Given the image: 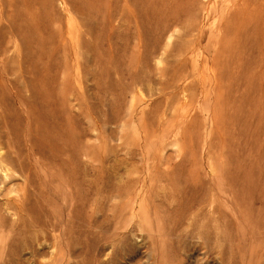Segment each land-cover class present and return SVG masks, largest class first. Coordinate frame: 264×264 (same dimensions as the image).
Wrapping results in <instances>:
<instances>
[{
    "label": "rangeland",
    "instance_id": "rangeland-1",
    "mask_svg": "<svg viewBox=\"0 0 264 264\" xmlns=\"http://www.w3.org/2000/svg\"><path fill=\"white\" fill-rule=\"evenodd\" d=\"M243 1L264 12L55 0L30 29L0 11V264H264V54Z\"/></svg>",
    "mask_w": 264,
    "mask_h": 264
},
{
    "label": "bare ground",
    "instance_id": "bare-ground-1",
    "mask_svg": "<svg viewBox=\"0 0 264 264\" xmlns=\"http://www.w3.org/2000/svg\"><path fill=\"white\" fill-rule=\"evenodd\" d=\"M72 1V0H71ZM73 2L76 4V8H78L81 12H84V11H86L87 10V7L84 5V0H73ZM0 11L1 12H3L4 11V13L7 11V17H9V18H11L12 17V19H11V22H12V20H13V22H16V20L18 19V21H19V19L20 20H22L21 22H22V27L24 28V25L26 26V27H30V29H32L31 27H33V26H31L32 24H34V22H36L37 20H40V18H41V16L42 15H45V16H47V14H49L50 13V15L49 16H51V13L52 14H56L55 13V11H56V9H55V0H0ZM22 11H23V13H22ZM258 11H252V10H249V8H248V6H247V2L246 1H243L242 3H240V5L238 6V15H237V17H236V28L238 29V25H237V21H239L238 19H240V20H242V22H240L241 24H239V26H241L240 28H241V30L243 29V35H246V36H249L250 34H252V33H254V29H255V26L257 27L258 26V32H259V34H257V40H258V42H259V45H260V48H261V52L264 54V12L263 13H260V12H258ZM262 12V11H261ZM0 16H1V13H0ZM11 16V17H10ZM43 17V16H42ZM49 18H51V17H49ZM48 18V19H49ZM242 18V19H241ZM43 19V18H42ZM45 19V18H44ZM43 19V20H44ZM17 21V22H18ZM89 21H90V19H89ZM12 22V23H13ZM21 22H20V24H21ZM51 22V21H50ZM45 23H47V22H45ZM15 25H16V23H14ZM89 24V23H88ZM20 26V25H19ZM42 26V25H41ZM48 26V25H47ZM46 26V27H47ZM50 26H51V24H50ZM12 27H14V29H12V30H15V26L13 25ZM49 27V26H48ZM243 27V28H242ZM26 29V28H25ZM237 29H235V31L237 30ZM21 30V29H20ZM19 30V31H20ZM47 30V29H46ZM51 30V29H50ZM241 30H240V32H241ZM17 31V30H16ZM18 32V31H17ZM60 32V31H59ZM238 32V31H237ZM22 33H23V31H22ZM52 33V32H51ZM62 33V32H61ZM60 33V36L61 37H63L62 36V34ZM53 36V35H52ZM59 36V37H60ZM61 40H62V38H61ZM193 40V39H192ZM194 43V42H193ZM1 44V43H0ZM191 44V41H189V42H187V44L185 43V45H184V47H185V50H186V48H188V49H190V47L192 48V46H193V44H191V46H189ZM2 45V44H1ZM183 45V44H182ZM2 46H4V44L2 45ZM1 46V47H2ZM189 46V47H188ZM0 47V54H5L6 52H7V49H5L4 47H2L1 48ZM183 50V49H182ZM186 51H189V50H186ZM218 55H220V54H218ZM217 55V56H218ZM175 57V56H174ZM217 58H219V57H216V60H217ZM44 59V58H43ZM220 59V58H219ZM2 60V59H1ZM177 61V60H176ZM179 61H180V59H178V61H177V63H179ZM182 61V60H181ZM180 61V62H181ZM220 61V60H219ZM176 63V64H177ZM218 63H220V62H218ZM183 64H184V62H182V66H183ZM217 66H218V64H216ZM176 65H174V67H175ZM177 67H178V65H177ZM175 70V69H174ZM179 70H180V68H179ZM178 71V70H177ZM181 72V71H180ZM176 73V72H175ZM178 75L179 76H181L179 73H178ZM178 75H176L177 77H178ZM175 81V80H174ZM169 84V83H168ZM172 84V83H171ZM174 85V84H173ZM167 86H169V85H167ZM221 90H223L222 88L220 89V91L219 92H221ZM222 95L224 94V93H221ZM220 95V94H219ZM225 96V95H224ZM221 97V95L219 96V98ZM226 97V96H225ZM224 98V97H223ZM226 100V99H225ZM227 102H229V101H227ZM224 104V103H223ZM221 105V104H220ZM225 105V104H224ZM236 111V110H235ZM235 111H234V113H235ZM232 113V112H231ZM232 115V114H231ZM230 115V116H231ZM234 115V114H233ZM223 116V115H222ZM236 116V115H235ZM224 117V116H223ZM217 118H219L220 119V114H218V117ZM233 119H234V116L232 117ZM222 119V118H221ZM220 119V120H221ZM29 120V119H28ZM13 127H14V125H13ZM12 127V128H13ZM190 127H192V126H190ZM15 128V127H14ZM13 128V129H14ZM17 128V127H16ZM15 128V129H16ZM17 130V129H16ZM15 130V131H16ZM42 132V131H41ZM19 133V132H18ZM20 134V133H19ZM36 134H34L32 131H31V127L29 128V130H28V133L26 134V136L28 137V141L33 145V144H35L37 141H39L40 142V138L41 137H39L38 136V140H37V138H34V141H30L31 140V136H35ZM45 139V138H44ZM33 140V139H32ZM27 141V142H28ZM46 141V140H45ZM45 141H43V142H45ZM28 142V143H29ZM38 142V143H39ZM43 142H40V143H43ZM37 145V144H36ZM39 145V144H38ZM42 145V144H41ZM41 145H39V147L38 148H40V146ZM28 146V145H27ZM46 146V145H45ZM31 147V146H30ZM42 147H44L43 145H42ZM226 148V147H225ZM31 149V148H30ZM41 149V148H40ZM42 150H44V148L42 149ZM33 151V150H32ZM29 152V151H28ZM44 153V152H43ZM42 153V154H43ZM14 154V153H13ZM25 155V154H24ZM24 155H22L21 157H24V158H29V157H25ZM28 155V154H27ZM44 155V154H43ZM45 156V155H44ZM31 157V156H30ZM31 159V158H30ZM38 159V158H37ZM22 160H23V158H22ZM41 160V159H40ZM31 161V160H30ZM29 161V159H28V161H26V162H30ZM23 162H24V160H23ZM44 162V161H43ZM25 163V162H24ZM32 163V161L30 162V164ZM34 163V162H33ZM45 163V162H44ZM30 164H28V166L30 165ZM32 166H33V164H31ZM46 165V164H45ZM0 166H1V164H0ZM20 166V165H19ZM37 166V164H35V168H37L36 167ZM24 167V166H23ZM22 167V168H23ZM29 167H31V166H29ZM25 169H27L26 168V166L24 167ZM229 170H230V168H229ZM22 171H24L23 169H22ZM29 171H30V169H29ZM40 171V170H39ZM36 172V171H35ZM31 173V172H30ZM33 173V172H32ZM37 173H39L38 172V169H37ZM36 173V174H37ZM232 174L231 172H228V174ZM233 173H234V171H233ZM26 174H28L27 172H26ZM40 174V173H39ZM227 174V176H229ZM8 175V174H7ZM235 176V175H234ZM24 177H26V175L24 174ZM28 177V176H27ZM230 177L232 178L233 177V175L231 176L230 175ZM230 177H228V178H230ZM235 177H237V176H235ZM33 178H35V177H33ZM38 178V177H37ZM238 178V177H237ZM30 179H31V177H30ZM235 178H233V180H234ZM25 180V179H24ZM37 180H39L40 181V178L39 179H37ZM38 181V182H39ZM42 183V182H41ZM28 183H26V185H27ZM31 183H29V185H30ZM33 184H34V182H33ZM42 184H44V182L42 183ZM247 184V183H246ZM246 184H245V186H246ZM25 185V186H26ZM38 185V184H37ZM249 185V184H248ZM28 186V185H27ZM41 186V185H40ZM29 187V186H28ZM45 189H46V187L45 186H43ZM48 187V186H47ZM26 188V187H25ZM30 188V187H29ZM28 188V189H29ZM38 188V187H37ZM242 188H244V187H242ZM251 188V187H250ZM24 189V188H23ZM245 189H246V187H245ZM26 190V189H25ZM36 190V189H35ZM38 190V189H37ZM49 190H50V188H49ZM48 190V191H49ZM244 190V189H243ZM250 190V189H249ZM29 191V190H28ZM40 191H41V189H40ZM43 191L45 192V194L48 192H46L44 189H43ZM241 191V190H240ZM23 192H24V190H23ZM37 192H39V190L37 191ZM58 192V191H57ZM247 191H245V193H246ZM25 193H27V190H26V192ZM244 193V194H245ZM249 193V192H248ZM251 193H253V191L251 192ZM38 194V193H37ZM47 194H49V196L52 194H50V191L47 193ZM54 194H55V192H54ZM235 194H237L236 193V191H235ZM234 194V195H235ZM239 194V193H238ZM242 194V193H241ZM241 194L239 195L240 197H241ZM26 195V194H25ZM28 195V194H27ZM41 195V194H40ZM48 196V195H47ZM236 196V195H235ZM251 196V195H250ZM50 197H52V196H50ZM44 198V197H43ZM45 198H46V196H45ZM44 198V199H45ZM239 198V197H238ZM11 199V198H10ZM46 199H48V197L46 198ZM235 199V198H234ZM197 200V199H196ZM239 200V199H238ZM20 201V200H19ZM21 201H23V200H21ZM26 201H27V199H26ZM25 201V202H26ZM48 201V200H47ZM49 201H51V200H49ZM235 201H236V199H235ZM15 202V201H14ZM37 202V201H36ZM38 202H40V201H38ZM237 203H239V202H237ZM23 204V203H22ZM27 204V203H26ZM38 204H40V203H38ZM42 204V203H41ZM41 204L39 205V206H41ZM17 206H18V204H17ZM25 207V206H24ZM38 207V206H37ZM245 207V206H244ZM23 208V207H22ZM26 208H27V206H26ZM41 208V207H40ZM37 209V208H36ZM244 209V208H243ZM60 211V210H59ZM58 211V212H59ZM246 211V210H245ZM58 212H56V214H58ZM84 212V211H83ZM248 212H249V210H248ZM53 213V212H52ZM79 213H81V212H79ZM260 214V213H259ZM246 215H247V213H246ZM54 216H55V214H54ZM58 217H59V219H63V218H61L59 215H58ZM57 218V217H56ZM81 218H82V216H81ZM49 220V219H48ZM81 220H83V218L81 219ZM87 220V219H86ZM53 221V220H52ZM62 221V220H61ZM90 221V220H89ZM88 221V222H89ZM59 222V221H58ZM69 222V221H68ZM53 223V222H52ZM47 224H48V226H50L51 225V223H50V225H49V222H47ZM61 224V223H60ZM55 225L56 224H54V227H55ZM58 225V224H57ZM74 225V224H73ZM72 225V226H73ZM90 225V224H89ZM65 226H67V223H66V225ZM95 227H96V225H94ZM14 228V227H13ZM83 228V227H82ZM85 229V228H84ZM87 229V228H86ZM87 232V231H86ZM87 237H88V235H87Z\"/></svg>",
    "mask_w": 264,
    "mask_h": 264
}]
</instances>
